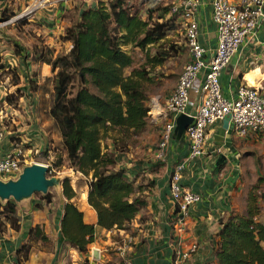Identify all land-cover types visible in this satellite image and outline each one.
I'll return each mask as SVG.
<instances>
[{
  "label": "crops",
  "instance_id": "obj_1",
  "mask_svg": "<svg viewBox=\"0 0 264 264\" xmlns=\"http://www.w3.org/2000/svg\"><path fill=\"white\" fill-rule=\"evenodd\" d=\"M31 1L0 0V63L4 65V69L0 70V93H3L7 89L6 85H9V69L15 68L20 80H25L23 95L16 104L5 103L6 107L0 108V111L8 115L7 130L0 144V151L6 152L15 142H20L27 151L34 150L40 153L44 151L43 154L46 156L48 153L52 156L56 153L55 147L61 145V135L58 129L51 126L52 120L47 114H44L41 121L37 106L39 92H31L28 89V79L32 72L36 71L38 75L34 79L39 83L46 76L52 77L53 72L50 65L34 63L31 56L25 58L18 54L15 46L17 37L14 35L17 32L16 21H19V18L13 16L14 12ZM85 1L89 2V0ZM91 1L80 8L94 6L97 2V0ZM176 1L136 0L145 10L148 9L147 5L169 2L170 6ZM197 1L195 19L198 23L199 40L204 47L212 50L216 45V26L212 20L211 0ZM74 3L76 4L75 1L60 0L58 5L49 3L28 12L34 11L29 21L37 25L36 35H41L43 46L57 50L64 44L60 39L66 24L64 11L70 9ZM3 14L10 15L9 19L13 20L5 22L9 19H3ZM233 56L236 57V63L230 68L227 64L219 77L223 94L226 97L233 96L238 86L242 84L257 86L264 94V21L255 37L246 40ZM24 59H26L25 63ZM165 101L152 105L150 113L151 124L159 125L156 131L158 137L165 121L163 115ZM180 115L188 117L187 113L175 116L172 139L162 157H154L156 148L153 151L150 149L148 154L136 159H133L132 154V158H129L115 151V169L123 168L128 178L135 179V184L147 185V189L143 188L142 192L147 204L138 212L127 230H107L96 226L94 241L86 253L68 247L60 233L62 206L66 201L60 185L50 203L42 198L32 197L20 204L16 203L21 216L20 227L15 231L7 222L0 225V264H122L120 249L128 236L132 237V243L128 246L126 255L132 264H171L174 252L181 249L183 244L191 242L197 243L198 249L185 264H215L214 247L221 215L232 210L240 213L245 211L239 208L241 188L238 184L241 182L242 160L238 145L240 144L242 148L249 146L258 148L261 146L260 141L264 139V134L251 132L246 137L239 138L236 144L234 142L236 136L228 131L223 143L217 145L213 136L222 125V121L209 128L204 154L187 163L181 177L182 186L198 193L201 199L190 206L186 225L182 231H179L174 227L178 215L175 203L170 197L169 180L174 166L186 156L188 151L185 130H179ZM213 144L217 147H211ZM41 145L43 150L41 148L37 150V146ZM221 153L225 155V159L218 162ZM71 172L75 179L80 180L79 176H74V172L72 170ZM66 175L71 176L70 172ZM71 184L77 193L75 200L78 208L83 212V220L96 225V212L87 202V180L84 181L80 192L79 187L73 182ZM36 224L44 227L48 237L47 242L29 240L30 227ZM23 243L31 244L25 258L23 253H17Z\"/></svg>",
  "mask_w": 264,
  "mask_h": 264
},
{
  "label": "trees",
  "instance_id": "obj_2",
  "mask_svg": "<svg viewBox=\"0 0 264 264\" xmlns=\"http://www.w3.org/2000/svg\"><path fill=\"white\" fill-rule=\"evenodd\" d=\"M76 9V19L70 20L60 36L70 45L69 51L59 52L40 42L31 49L30 56L34 63L50 65L53 72L46 79L52 83L46 114L60 132L69 168L86 178L87 202L97 215L96 225L83 220L71 178L65 177L61 182L66 201L62 206L60 233L68 247L86 253L94 241L96 226L127 230L147 204L142 194L147 185L135 184L125 169H115V143L102 146V140L114 130L123 140L146 130L150 106L144 84L152 81L150 73L154 68L177 51L173 45L164 47L158 42L182 21L170 14L168 7L142 13L130 0H99L94 6ZM2 18L9 19L10 15L3 14ZM156 44L154 53H148L146 62L137 68L132 66V55L123 49L131 45L146 50ZM18 48L24 52L21 46ZM3 69L0 63V70ZM10 73L13 85L17 86L19 74L15 68ZM37 75L33 71L28 79L31 92L44 88L34 79ZM15 92L6 95L7 104L13 103ZM48 175H54L51 165ZM51 195L48 192L41 198L50 203ZM262 199L252 188L247 193L243 213L232 210L221 215L214 247L215 264H264V221L259 218ZM20 220L13 200L0 202V225L7 222L17 231ZM44 230L40 224L31 226L29 240L47 242ZM30 247V243H23L17 253H23L25 258Z\"/></svg>",
  "mask_w": 264,
  "mask_h": 264
},
{
  "label": "built area",
  "instance_id": "obj_3",
  "mask_svg": "<svg viewBox=\"0 0 264 264\" xmlns=\"http://www.w3.org/2000/svg\"><path fill=\"white\" fill-rule=\"evenodd\" d=\"M48 1L34 0L38 6H43ZM197 6V0H177L169 6V13L176 15L183 23L188 59L175 87L167 96L163 111L165 121L154 151L156 158L165 154L172 139L175 116L187 113L192 118L185 129L188 151L174 166L169 180L170 197L178 215L174 227L179 231L186 225L190 206L201 199L198 193L182 186L181 177L187 163L204 154L209 128L229 116L226 132L230 131L240 138L251 132L264 134V94L260 89L242 84L233 96L226 97L219 81L223 68L232 56L246 40L255 37L261 27L264 21V0H211L212 20L216 26V45L212 50L204 47L199 40L198 23L195 19ZM10 20L13 19L5 22ZM7 120V113L0 111V144L7 130ZM33 154L40 155V152L27 151L20 142H15L6 152L0 151V178H16L25 165L40 163L31 159ZM44 165L50 166L49 163ZM131 243L132 237L128 236L121 246L122 264H132L126 255ZM197 249L195 242L183 244L181 249L174 252L171 264H185Z\"/></svg>",
  "mask_w": 264,
  "mask_h": 264
},
{
  "label": "rangeland",
  "instance_id": "obj_4",
  "mask_svg": "<svg viewBox=\"0 0 264 264\" xmlns=\"http://www.w3.org/2000/svg\"><path fill=\"white\" fill-rule=\"evenodd\" d=\"M99 1V0H97ZM152 2L154 0H151ZM60 2V0H49L46 4H57ZM76 6L74 8V4L70 9H66L64 11V18L66 20V24L64 25V28L70 24V20L74 21L77 17V9L86 6L89 2L91 3L92 1L89 0L87 3L85 0H77ZM136 9H141V12L144 13L145 9L144 6L143 9L140 7V5L137 4L136 0L131 1ZM165 2V1H164ZM158 3V5H147L148 9H155V8H165L168 7V3ZM45 5V4H44ZM90 5V4H89ZM39 7L36 5L34 0L31 2H26L24 6H21L17 8L14 12L13 16H21L18 17L19 21H22V24L18 25L17 32L15 33L14 36L17 37L16 39V47L18 52H21V55L23 56L25 54V58H28L30 56V52L34 50V46H37L36 44H40L42 42L41 40V35H36V30L35 28L37 25L29 21V18L31 14L35 11V9ZM74 8V9H73ZM34 10L32 13H28L29 11ZM163 13V11H161ZM158 13L155 15L157 16ZM153 21H149V24H152ZM25 23V24H24ZM67 44V42H64V44ZM159 44L161 43L162 46L164 47H169L170 45H173L175 48L174 50H177L176 52L171 53L169 57L164 59L163 63L157 67L154 68V70L150 73V76L152 78V81L146 82L145 85V90L147 92V95L149 96V112L148 115L151 113L152 105H156V103H161V101H165L167 99L168 94L173 90V88L176 85L177 79L181 73V70L183 68L184 63L187 61L188 58V46H187V41L185 38V29L182 23L180 25L176 26L175 29H173L171 32H168V34L165 36L163 41L158 42ZM60 45V47L57 49L59 52H68L70 49V45ZM18 46H21L24 49V52L18 48ZM40 46V45H38ZM157 46L154 45L153 47H147V52L146 50H141L138 47H134L131 45L124 46L123 49L128 51L132 57H133V63L132 66L134 68L143 66V64L146 62L145 56L149 53L152 54L154 53V49ZM56 50V49H55ZM27 51V52H26ZM9 69V73H10ZM128 72V70H127ZM126 72V73H127ZM11 73L9 76L8 84L11 85H6V90L2 93H0V108L6 107V95L14 93V98L12 99L13 103L12 105H15L16 102L20 99V95H22L21 91H23V86L25 83V80L23 79L22 81L20 80V83L17 86H14L12 83L11 79ZM51 76H46L43 78L42 81H39V84L44 86V88H41L42 90L38 91L39 92V97L37 101V106L39 109V117L42 121V118L44 114L47 113V106L48 103L50 104L49 100L51 98V92H52V83L47 78ZM18 90V91H17ZM30 102V100H29ZM166 102V101H165ZM45 108V111L43 112V109ZM151 117L149 119V124L146 128L145 131L140 133L139 135H132L126 140L121 139L122 135L119 134L116 130L110 131L108 133V136L102 140V146L105 144H114L116 146V152L119 155H124L125 157L132 158L131 154L133 155V159L136 158H141L148 154L150 149L152 151L154 148H156L157 142H158V134L156 131L158 130L159 125H154V123L151 124ZM40 121V122H41ZM51 126L55 129H57L53 123H51ZM240 137H234V142L237 144L239 142ZM117 141V142H116ZM261 146L256 148V147H246L242 148V146L238 145L240 147V158L242 160V169H241V175L240 179L241 182L238 184L241 188V198H240V203H239V208L241 211H244L245 209V199L247 196V193L249 190L252 188L257 192H259L260 195L263 196L262 203H261V212L259 215V218L261 221H264V139L260 141ZM44 146V145H43ZM41 146H37V150H40ZM63 146L58 145L56 146L55 150V155L49 156L50 154L48 153V156L43 154L44 151H42L39 154H33L31 156V159L35 162H40V163H49L51 165L52 173L54 175L52 176H57L61 177L64 179L65 177L71 178V182H73L77 187H79V192L80 189L84 185L85 178L77 173H74V176H79V179H75L72 175L71 169L69 168V163L66 159L65 152L62 149ZM216 148L214 144L211 146ZM36 148V147H35ZM43 150V148H41ZM246 150V151H245ZM151 151V153H152ZM245 151V152H244ZM34 152V150H33ZM40 152V151H38ZM236 154V153H235ZM234 156V154H231ZM236 156V155H235ZM27 162H31V160H27ZM54 162V163H53ZM58 163V166H55L54 164ZM70 172L71 176L66 175V173ZM49 192L52 193L51 197H55L56 195V188H51L49 189ZM62 193V192H61ZM41 195H45L42 193H35L32 198L33 199H41ZM1 203L5 201H1Z\"/></svg>",
  "mask_w": 264,
  "mask_h": 264
},
{
  "label": "water",
  "instance_id": "obj_5",
  "mask_svg": "<svg viewBox=\"0 0 264 264\" xmlns=\"http://www.w3.org/2000/svg\"><path fill=\"white\" fill-rule=\"evenodd\" d=\"M235 63L236 57L233 56L227 67L230 68ZM179 119L181 120L179 124V130L181 131L185 130L192 121L190 116L180 115ZM228 123L229 116H226L222 120V125L215 131L213 138L217 145L223 143ZM222 159H225V155L221 153L217 161L219 162ZM62 180L61 177L49 176L48 166L42 163L25 165L16 178H0V200H13L15 203L20 204L29 200L35 193L47 194L51 188L59 190Z\"/></svg>",
  "mask_w": 264,
  "mask_h": 264
},
{
  "label": "bare ground",
  "instance_id": "obj_6",
  "mask_svg": "<svg viewBox=\"0 0 264 264\" xmlns=\"http://www.w3.org/2000/svg\"><path fill=\"white\" fill-rule=\"evenodd\" d=\"M252 86H254V85H252Z\"/></svg>",
  "mask_w": 264,
  "mask_h": 264
}]
</instances>
